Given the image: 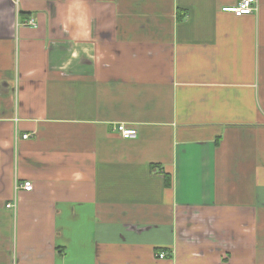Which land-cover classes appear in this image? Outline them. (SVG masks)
<instances>
[{
    "label": "crops",
    "instance_id": "0c3cea01",
    "mask_svg": "<svg viewBox=\"0 0 264 264\" xmlns=\"http://www.w3.org/2000/svg\"><path fill=\"white\" fill-rule=\"evenodd\" d=\"M239 1L0 0V264H264V0Z\"/></svg>",
    "mask_w": 264,
    "mask_h": 264
},
{
    "label": "built area",
    "instance_id": "2783aa9c",
    "mask_svg": "<svg viewBox=\"0 0 264 264\" xmlns=\"http://www.w3.org/2000/svg\"><path fill=\"white\" fill-rule=\"evenodd\" d=\"M257 10V0H240L236 6L224 8V12L232 13L236 17H241L244 15H251ZM117 131L119 132L120 136L124 139H133L136 137V131L132 129H126L124 126H118ZM28 136L25 135L24 138ZM19 189H22L26 192H30L33 190V185L30 181L23 182ZM13 207L11 204H7L6 208ZM162 257V255H160Z\"/></svg>",
    "mask_w": 264,
    "mask_h": 264
},
{
    "label": "trees",
    "instance_id": "16d2710c",
    "mask_svg": "<svg viewBox=\"0 0 264 264\" xmlns=\"http://www.w3.org/2000/svg\"><path fill=\"white\" fill-rule=\"evenodd\" d=\"M23 15H24L23 13H19V17H20L21 19L23 18ZM169 182H170V181H169V178L165 176V185H166V186H169Z\"/></svg>",
    "mask_w": 264,
    "mask_h": 264
},
{
    "label": "bare ground",
    "instance_id": "6f19581e",
    "mask_svg": "<svg viewBox=\"0 0 264 264\" xmlns=\"http://www.w3.org/2000/svg\"><path fill=\"white\" fill-rule=\"evenodd\" d=\"M24 182H25V181H24ZM21 184H22V183H21ZM21 184H19L18 186H20ZM32 185H33V184H32ZM18 186H17V189H19ZM20 190H22V189H20ZM11 205L13 206V207H11V209H12V208L14 209L15 206H16V202H13ZM160 255H162V257H160ZM160 255H159V257H160V258H163L164 255H163V254H160Z\"/></svg>",
    "mask_w": 264,
    "mask_h": 264
}]
</instances>
